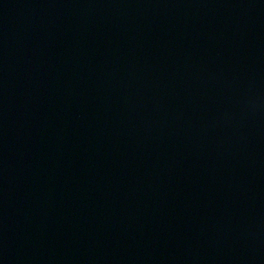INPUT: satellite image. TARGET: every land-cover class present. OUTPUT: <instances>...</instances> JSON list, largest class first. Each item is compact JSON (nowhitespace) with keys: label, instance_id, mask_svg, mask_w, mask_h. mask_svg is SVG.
Segmentation results:
<instances>
[{"label":"water","instance_id":"95a60500","mask_svg":"<svg viewBox=\"0 0 264 264\" xmlns=\"http://www.w3.org/2000/svg\"><path fill=\"white\" fill-rule=\"evenodd\" d=\"M0 264H264V0H0Z\"/></svg>","mask_w":264,"mask_h":264}]
</instances>
